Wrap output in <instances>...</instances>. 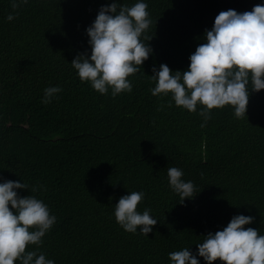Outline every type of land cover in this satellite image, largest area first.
<instances>
[{"label":"trees","instance_id":"obj_1","mask_svg":"<svg viewBox=\"0 0 264 264\" xmlns=\"http://www.w3.org/2000/svg\"><path fill=\"white\" fill-rule=\"evenodd\" d=\"M114 2L136 0H29L12 21L11 0H0V182H25L18 195H35L57 217L26 251L55 264H170V252L196 253L235 215L253 216L245 227L264 234V89L249 90L243 118L226 105L207 122L203 106L192 112L171 93L151 92L153 69L187 70L221 11H251L264 0H145L153 51L128 77L131 92L115 97L82 82L71 64L90 56L87 28ZM49 86L63 91L44 104ZM169 167L194 183L193 198L181 203ZM130 191L145 193L138 210L157 219L148 236L115 218V204Z\"/></svg>","mask_w":264,"mask_h":264},{"label":"clouds","instance_id":"obj_2","mask_svg":"<svg viewBox=\"0 0 264 264\" xmlns=\"http://www.w3.org/2000/svg\"><path fill=\"white\" fill-rule=\"evenodd\" d=\"M29 0H11L12 13ZM152 21L145 0H136L129 6L118 2L103 5L93 23L87 28L91 54H79L71 62L82 82H88L101 94L111 89L113 97L131 92V74L140 71L153 49L145 43L144 33ZM205 41L190 55V65L185 71L173 70L167 64L153 69L156 85L151 89L155 96L171 93L177 106L197 111L205 122L212 110L232 106L235 116L247 115L249 90L264 89V4H257L243 13L229 9L215 18L211 30H205ZM63 89L49 86L44 89L42 103H51ZM170 187L181 197L193 198L195 185L183 179V170L168 168ZM29 186L19 180L0 182V264H55L36 251H26L28 245H39L53 227L57 217L35 195L19 196L17 189ZM38 189L33 187L31 192ZM142 191H130L115 204V218L120 226L131 233L147 235L153 231L157 219L151 209L141 213L138 204L144 198ZM11 206V207H10ZM254 217L239 214L222 230L209 232L197 243L198 251L189 247L169 253L170 264H207L218 259L223 264H264V234L245 225L252 224Z\"/></svg>","mask_w":264,"mask_h":264}]
</instances>
